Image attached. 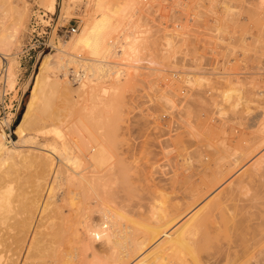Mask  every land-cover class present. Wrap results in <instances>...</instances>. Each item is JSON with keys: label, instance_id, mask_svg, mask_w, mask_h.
<instances>
[{"label": "bare ground", "instance_id": "6f19581e", "mask_svg": "<svg viewBox=\"0 0 264 264\" xmlns=\"http://www.w3.org/2000/svg\"><path fill=\"white\" fill-rule=\"evenodd\" d=\"M7 1L13 9V3L10 0ZM71 1L67 0L66 2L64 11L66 16L70 14ZM43 2L44 5L54 4V0H43ZM134 2L129 0L123 14L134 15L138 11L136 2ZM85 3L89 17L84 21L81 33L70 41L57 46V53L49 54L42 63L18 125L19 139L12 141L14 148L3 146L8 141V135L0 127V164L4 165V168L6 166L4 170L0 167L2 170L0 171V223L5 219V214L2 212L3 203L7 202L12 194L10 190L12 187L9 188L7 177L11 175L12 167L19 171L16 165H19L20 161L17 163L16 159L21 158L23 163L28 166L30 164L29 168L33 167L34 192L36 194L30 198H24L28 201H24V205H22L24 211L23 219L20 216L22 221L18 223L19 225H15L17 236H0V264H176L174 260L181 261V264H188L187 261L190 263V258L193 256L195 258L197 248H201L200 243L204 244L200 241L202 239L199 236H238L239 239V236L242 238L243 236L258 237V232L264 236L262 234L264 233L262 230L264 228V154L252 162L264 151V66L260 65V63H264V61L261 62L264 57V0H244L241 2V4L244 3L245 8H242L244 10H241L242 13H235L238 15V19L231 21L232 23L238 21L243 32L240 36L242 43H239V46L242 44L240 46L242 47V57L239 56L240 67L237 74L233 72L236 77H233L231 71L223 74L224 77L221 79L225 81V84L222 82L223 80L220 81L224 84L223 87H217L216 84L211 90L210 86L205 95L195 93L193 99L195 105L196 103L201 104L202 107L197 106L207 113L211 123L219 121V124L215 125L216 128L223 130L228 123L240 127V134L236 138L237 143L232 144L229 141L230 138L223 139L218 134L212 136L214 141L211 142V137H207L209 140L205 139L207 141L206 148H202L206 150L199 153V157H197L198 160L202 154L201 156L204 158L201 160L204 172L201 173L198 183L195 182L197 180L185 179L187 181L184 180V188L186 187L184 189L178 188L181 183L178 184L179 186L175 184L177 187H174L173 182H178L174 179L171 187L164 186L161 181L158 183L159 185L147 187L146 190L132 186L133 184L129 182L132 177L130 178L131 175L129 174V176L126 171L128 165L119 160L120 165L117 168V162H111L114 158L110 154V144L105 139L95 137L91 131L86 132L89 138H85L82 145H77L67 141L63 133H60L62 131L55 128L54 131H50L56 136L52 143L41 148L33 146L38 136L44 134L41 125L44 123L46 125L48 119H52L51 117L57 120L58 116L53 108L55 113L50 111L52 106L50 107L48 95H46L49 91L47 89L50 87L52 89L53 86L59 88L61 90L59 93L64 100L76 96L87 101L99 98L102 100V93L106 92L104 84L108 81L107 79L115 76V80H120V76L123 74L118 68L120 64L110 63L109 57H121V60H126L127 65L132 68L134 66L132 63L138 57L143 36L137 31L138 29H135V24H132V17L123 25L127 28L124 32L127 31L128 34L125 37L120 36L112 40L110 32L113 31L112 27L116 22L113 19H108L110 0H87ZM228 14L230 15V13ZM229 18L234 19L231 16ZM220 25L223 28L224 24L220 23ZM250 25L253 28L252 31L248 29ZM221 32L226 34L227 31ZM169 37L167 34L162 36L163 39H166L167 45L172 46ZM222 37L219 40L226 42ZM233 40L231 36V42ZM229 44L231 45V43ZM250 46L254 48L252 51L255 56L248 58ZM4 55L0 51V65L1 63L9 65L7 56ZM53 59H55L54 64L52 63ZM257 59L258 61H256ZM249 60L257 62V64L250 66L248 65ZM50 72L58 73L57 76L55 73L54 81L50 80ZM112 72L115 73L112 75ZM4 78L9 80L10 75L6 74ZM203 79L201 77L198 79L201 84H203ZM203 85L205 87V84ZM56 94L58 93L56 92ZM167 100L169 101L168 97L165 98V101ZM195 105L193 107L190 104L191 109H188V113L194 111ZM10 123V119H5L3 127L9 128ZM193 126L194 124L188 126L190 134L201 135ZM194 129L196 130L194 131ZM28 143L32 144L28 145L31 150L20 151L24 147L27 148L26 144ZM244 162H246L245 164L252 163L240 178L228 186L226 192L213 197L209 203L203 205L185 220L191 212L201 206V202L205 198L212 196L215 190L217 191L225 182L230 181L231 179L226 180L243 167ZM202 165L198 171L202 170ZM189 175L191 176V174ZM119 180L122 184L118 182ZM166 180H164L165 183ZM74 183L79 188L77 191L69 190L66 192L67 194L62 191L57 198L52 197L58 188L61 190L63 185ZM252 185L255 186L253 193H251ZM137 189L145 191L146 197L140 194L141 191L138 193ZM243 194H245V198L247 196L250 198L242 200ZM139 196L141 201H146L145 206L141 202L139 203ZM133 201L139 204H135ZM241 202L243 204H240ZM67 207L69 210L65 215ZM142 208H144V212L141 211ZM223 212H228L227 220L216 222L218 215ZM94 213L98 214V219L92 218L91 214ZM46 216L53 229L59 220L69 236H53L55 234H51L52 231L48 230L44 222ZM211 224L213 226L209 228ZM222 233H226V235ZM213 239L215 238L212 237L211 240ZM244 239H242L243 242ZM254 239L258 238L254 237ZM97 240L102 242L100 251L95 249ZM206 244L210 245V243ZM233 245L236 246V243ZM253 248L251 247L250 250L252 251ZM233 250L235 253L236 250L234 248ZM49 252H55V254L49 255ZM232 253L233 251L231 255ZM243 253L241 252V254ZM239 254L237 255L240 258ZM179 255L181 256L180 260L177 259L180 258ZM175 256L176 258L173 259ZM248 256L249 260L248 263L245 261L246 264H264V251L260 252L259 258L256 255ZM188 258L189 260H187ZM239 258L237 259L240 260ZM195 259L192 260L193 263H196ZM202 260L205 261V259ZM209 260L211 259H208V262ZM177 263L180 264V262ZM200 263L202 262L200 261ZM215 263L217 262L215 261Z\"/></svg>", "mask_w": 264, "mask_h": 264}, {"label": "rangeland", "instance_id": "374dc122", "mask_svg": "<svg viewBox=\"0 0 264 264\" xmlns=\"http://www.w3.org/2000/svg\"><path fill=\"white\" fill-rule=\"evenodd\" d=\"M132 1H135L136 3H134L138 7V11L134 15L128 13L123 14L129 0H110L108 19H113L116 22L115 26L112 27L113 31L110 32L112 40L120 36L125 37V35L128 34L127 31L124 32L127 28L123 25L126 24L131 17L132 24L136 26L135 29H138L137 31L143 36L138 57L136 61L132 63V66L134 65L133 68L127 65L128 62L126 60H121V57H109L108 61L110 63L116 65L120 64L118 68L121 69L120 71L123 74L120 76V80H115V76L107 79L108 81L104 84L106 92L104 91L102 93V100L99 98L93 101H87L82 97H77L76 94V97L64 100L59 93L61 90L52 85L53 88L51 89L50 87L47 89V91H49H46V95H48L50 107L52 106L50 111H55L58 114L56 117L57 120L51 117L52 121L49 118L47 124H43L45 128L41 125L43 128L42 132H44L45 135L40 134L38 138L36 137L37 139L33 146L41 148L44 147V145L52 143V141L56 139L55 134L51 133L55 128L62 131L60 133H63L67 141L74 142L77 145H82L85 138H89V135L87 136L86 134L88 131H91L95 137L105 139L110 144L112 150H110V154L114 158H112L113 160L111 162H117V168L120 165V161L128 165H126V171H128V173H126L131 175L129 176L132 178L129 179L132 182L130 180L129 182L133 184V187L146 190L147 187L157 185L162 181V184L166 187H171L173 183L174 185L181 183L178 188H184L185 181L197 180L195 182L198 183L201 173L204 172V166L201 161L204 158L201 156L202 154H200L201 159L199 158L197 160V157H199V153L206 150L202 148H206L205 144H207V141L205 139H207V137H211V142L214 141L212 138L218 134L223 139L226 137V139L230 138L229 141L232 142V144H236V138L240 134V127L233 125V123H228L229 125L227 124L225 126L226 128L224 127L223 130L221 128H216L215 125L219 124V121L211 123L207 113L202 111V108L199 109L198 106H201V104L198 105L196 103L195 105L193 99L195 93H202L205 95L207 89H210V86L211 90H213L216 84L217 87H223L225 84V81L221 79L224 77L222 76L223 74L231 71L230 73H232L233 77H236L235 73L237 74L240 67L239 58L242 57V47H240L242 44L239 46V43H242L240 41V36H242L241 34L243 32L240 24L237 23L238 21L233 23L231 21L238 19V15L235 13H242L244 10H242L244 3L241 4L244 0ZM8 2L7 0H0V51L7 56L4 55L9 62V65H3V63L0 65V102L7 98L6 105L8 107L7 116L0 119V127H2L9 136L8 141L3 146L14 148V143L12 141H17L19 139L17 135L19 121L25 111L43 61L49 54L55 55L57 53L56 48L61 45V43L70 41L73 37L81 33L85 23L84 21L89 17V11L85 3L87 0H74L73 2L75 4L71 1V9L68 16L64 15L67 0H54L53 5H44L43 0H10V2L13 3V9H11ZM227 13H230V15H227ZM230 16L234 17V19L229 18ZM227 21L229 22L227 23ZM220 23L225 26L223 25L222 28ZM251 27V25L248 27L250 31L253 30ZM72 29H75L76 32H73ZM221 31L227 32L225 34ZM236 31L237 33H234ZM164 34L170 36L169 40L172 46H168L166 39L162 38ZM233 34L235 35L234 37ZM217 35L225 36L226 38L222 37V39L226 42H221V40H219L221 36L217 39ZM229 36L230 38L228 39ZM231 36L232 40L234 39L232 42ZM249 42H251L250 39ZM228 43H231V45L229 44V46ZM43 44H45V46L49 45L50 47L46 49L43 47ZM252 49L254 50V48L250 46L248 58L255 56ZM263 58L261 62L264 61ZM54 61L55 59L52 60L53 64L55 63ZM256 61H258V59ZM253 62L254 61L249 60L248 65L252 66L257 64V62H254V64ZM260 65L264 66V63H260ZM8 66H10V68H7ZM11 66L13 70H11ZM223 67L228 71L224 70ZM6 69L7 71H5ZM55 73L56 72H50L51 81L56 79L54 77H56L58 73H56V76ZM114 73L115 72H112V75ZM6 74H9L12 79L9 78V80H6L4 78ZM200 77L201 79L204 78L202 81L205 87L199 82L198 79H200ZM56 92L58 94H56ZM166 97H168L171 102L168 100L165 101ZM101 101H103V103H101ZM190 104L193 107L195 105L196 110L192 108L194 111L188 113V109H191ZM12 108H14L13 112ZM2 116H4V114ZM5 119L11 120L10 129L3 127ZM189 121L191 125L194 124L193 128L195 127L203 136L199 135V133V136H197L196 133V136L190 134V128H188L190 125ZM55 122L56 125H54ZM47 125L51 126L49 127ZM196 129H194V131ZM222 132L224 136L221 134ZM210 133L213 134L210 135ZM219 136L218 138H220ZM26 145L27 148L24 147L20 151L31 150L28 145L32 144L28 143ZM199 149L202 150L199 151ZM195 154L198 155L196 156ZM263 154L264 151L254 158L252 162ZM15 161H20L19 165H16L19 171L16 170L15 167H12L14 171L11 169V175L7 177L8 179L6 178L9 181L8 183H11V185L8 184V186L9 188L12 187V189L10 188L12 194L9 200L3 203L2 212L5 214V219L0 223V236H17V228L15 225L22 221L20 220L22 216L24 217L22 205H24V201H28L24 198H30L36 195L34 192L35 179L33 176V167L29 168L31 167L30 164L28 166V164L23 163L21 158ZM252 162L249 164H245L246 162H244L243 167L235 171L226 180L228 181L231 179L230 181L227 183L225 182L217 191L215 190V192H213L214 194H211L212 196L205 198L203 202H201V206L191 212L185 220L192 216V214L203 205L209 203L213 197L226 192L228 186L233 181L240 178L248 170ZM200 164L202 165V170L198 171L200 170ZM3 166L4 165L1 166L0 164V167L3 168L2 170L6 168V166L5 168ZM189 174H191V176ZM174 179L178 180V182L172 183ZM164 180L167 182L165 183ZM168 181H171L169 182L170 184ZM118 182L121 183L120 180ZM176 185L174 187H177ZM251 187L253 189L251 193H253L255 186L252 185ZM78 189L75 183L66 184L62 186L61 190L58 188V191L53 193L52 197L57 198L62 191L67 194L66 192L69 190L77 191ZM142 189H140L141 192L137 189L138 193L140 192L141 195L146 197L145 191L143 192ZM136 196L135 198H138ZM244 196L245 194H243V197L241 196L242 200L250 198V196H247V198ZM139 199L140 201L137 199L136 201H139V203L141 202V204L145 206L146 201H141L140 196ZM133 200L135 201V199ZM137 203L138 202L135 204ZM240 204H243V202ZM143 209L144 208H142L141 211H143ZM68 210V207L65 208V215L68 214ZM91 215L94 219L99 218L97 213ZM228 216V212H223L218 215L216 222L226 221ZM18 220L20 221L18 222ZM44 222L48 230L52 231L51 234H55L53 236H69L64 225L59 220H57L54 229L47 216ZM212 226L213 224H211L209 228ZM262 230H264V228H262ZM258 234V237L245 236L246 239H244V236L243 238L239 236V239L237 238L238 236H199L202 239L200 241L204 242V244L200 243L201 248H197L198 251L195 254L196 259L193 256L190 258V263L189 261H187V263L199 264L201 261L202 263L200 264H244L245 261L247 262L249 260L248 255H256L259 258L260 252L264 251V236ZM224 235H226V233ZM212 237L215 239L211 240ZM228 237L229 239H227ZM231 237L232 239H230ZM254 237L258 239L261 237V241L260 239L259 241L258 239H254ZM241 238L250 246L246 245ZM255 241L256 244L258 243L257 246ZM206 243H210V245ZM235 243L236 246L233 245ZM243 244H245V247H243ZM230 246L237 251V253L235 251L236 256L233 248ZM247 246L250 248L248 249ZM251 247H254V250L252 249L251 251ZM255 247L257 248L255 249ZM101 248L102 242L97 240L95 249L100 251ZM230 248L232 249L230 250ZM232 251L234 254L232 253L231 255ZM241 252L245 254H241ZM247 253L248 255H246ZM48 254L53 255L55 252H49ZM237 254H239L240 258ZM10 255L13 254L10 253ZM175 258L176 256L173 257V259ZM193 258L196 263H193ZM177 259L180 260L181 256ZM202 259H205V261ZM208 259L211 260L208 262ZM187 260H189V258ZM174 261L176 264H179L177 262L181 264V261ZM215 261L217 263H215Z\"/></svg>", "mask_w": 264, "mask_h": 264}, {"label": "built area", "instance_id": "2783aa9c", "mask_svg": "<svg viewBox=\"0 0 264 264\" xmlns=\"http://www.w3.org/2000/svg\"><path fill=\"white\" fill-rule=\"evenodd\" d=\"M73 32H76L75 29H72ZM43 47H45L46 49L49 48L50 46L47 45L45 46V44H43ZM6 96V95H5ZM6 102H7V98L3 99L2 102H0V119L2 118H5L7 116V105H6ZM14 107V105H13ZM14 108H12V112H13ZM4 114V116H2Z\"/></svg>", "mask_w": 264, "mask_h": 264}, {"label": "trees", "instance_id": "16d2710c", "mask_svg": "<svg viewBox=\"0 0 264 264\" xmlns=\"http://www.w3.org/2000/svg\"><path fill=\"white\" fill-rule=\"evenodd\" d=\"M23 114H24V113H23ZM23 114H22V116H23ZM22 116H21V119H22ZM21 119H20V121H21ZM20 121H19V122H20Z\"/></svg>", "mask_w": 264, "mask_h": 264}, {"label": "crops", "instance_id": "0c3cea01", "mask_svg": "<svg viewBox=\"0 0 264 264\" xmlns=\"http://www.w3.org/2000/svg\"><path fill=\"white\" fill-rule=\"evenodd\" d=\"M7 138H9V136H7ZM11 139V138H10Z\"/></svg>", "mask_w": 264, "mask_h": 264}]
</instances>
